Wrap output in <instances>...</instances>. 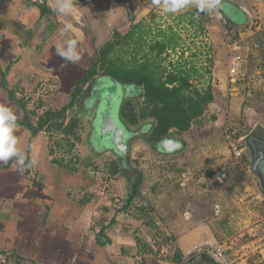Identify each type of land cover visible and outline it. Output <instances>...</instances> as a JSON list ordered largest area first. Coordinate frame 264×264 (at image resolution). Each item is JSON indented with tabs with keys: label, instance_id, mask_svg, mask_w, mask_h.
Wrapping results in <instances>:
<instances>
[{
	"label": "crops",
	"instance_id": "crops-1",
	"mask_svg": "<svg viewBox=\"0 0 264 264\" xmlns=\"http://www.w3.org/2000/svg\"><path fill=\"white\" fill-rule=\"evenodd\" d=\"M63 2L69 3L71 10L59 12L58 0H0V105L12 109L17 117L13 135L18 150L17 156L0 160V252L15 250L34 264H215L212 254L221 264H264V215L249 229L255 234L249 244L241 243L239 235L235 237L230 221L199 216L202 213L200 206L190 207L191 210L187 209L183 214H176V210L171 213L172 209L167 208V202L172 201L168 193L165 202L158 205L160 216H156L153 204H136V201L129 204L126 200L111 199L109 196L114 193L112 187H108L109 182L102 188L100 179H96V185V174L90 168L70 166L64 158H51L50 142L44 129L33 135L24 125L30 113L38 117L47 110H55L46 107L41 112L38 109L29 111L22 95L37 85L55 89L58 86V100L70 102L72 92L91 68L95 51L112 40L114 33L124 35L133 25H140L145 32L144 39H147L150 34L140 21L165 5V0H129L131 12L127 13L119 0ZM243 2L215 0L217 15L209 18L210 42L215 53L213 59H209L211 72L208 77L203 74L201 78H195L194 82L201 83L203 88L200 90L207 85L212 87L214 99L207 109L213 110L214 121L223 125V131L225 126L231 125L240 134L245 133V155L248 138L261 140L264 134V121H258L264 113L252 105L254 96L250 97V92L256 88H264V72L260 75L256 70L262 65L260 60L255 59V74L247 73L252 58L264 60L262 49L251 50L247 45L255 33L264 30V25L254 29L251 23L247 27L252 12ZM249 2L264 3L263 0ZM41 4L47 9L44 13L38 8ZM225 8L233 16L227 14ZM209 12L212 16V8ZM202 14L207 15L205 9L200 11V20ZM223 17L227 31L221 26ZM263 17L261 10L258 18ZM127 21L131 25L125 31ZM225 32L234 33V38L245 47L243 53L247 57V76L236 85L238 91L229 95L226 91L229 85L227 49L222 39ZM218 33L220 38L217 40ZM122 52L117 46L116 54L111 58L126 55ZM124 57L129 59V56ZM102 73L98 71L94 77H100ZM47 94L42 97L49 98ZM206 113L201 118H205ZM32 123L35 127L36 121ZM247 127L248 131L245 130ZM170 132L179 135L175 130ZM184 146L181 142V147ZM133 149L134 159L137 162L140 158L139 164L143 165V149L138 144ZM56 160L58 164L53 162ZM186 171L183 175L186 178L180 185L193 183L195 197L190 202L195 204L200 201L198 196L204 193L198 191L197 183L189 177L191 170ZM257 183L261 189L257 198L264 201V190L258 179ZM118 186L122 197L121 190L124 189L120 184ZM178 194L181 195V191ZM140 195L142 201L148 196H164L154 189L146 195L140 191ZM214 208L218 214L217 206Z\"/></svg>",
	"mask_w": 264,
	"mask_h": 264
},
{
	"label": "rangeland",
	"instance_id": "rangeland-1",
	"mask_svg": "<svg viewBox=\"0 0 264 264\" xmlns=\"http://www.w3.org/2000/svg\"><path fill=\"white\" fill-rule=\"evenodd\" d=\"M243 3L247 4V8L252 12V18L247 24V27L251 23H255V21H259L256 24L257 26H263L264 17L261 19L258 17L261 10L264 12V3L261 2V5L252 4L249 0H244ZM201 4L205 5L208 10L212 8V16L208 11L207 19L205 15V18L200 20L198 9ZM214 5L215 0H192L184 3V6L176 12L166 11L165 7L153 10L151 14L140 21L144 30L149 32L151 38L156 36L160 31H166L168 33L171 30L176 33L179 45L175 51H171L166 57L163 56L164 60H162V63L165 67L171 70L173 66L176 67L179 63H190L191 61L194 65L198 66V69L199 66H202L211 72L212 65H209L208 60H212L215 53H213V47L210 42L209 33L211 24L209 22L211 21H209V18L217 15L216 11L218 10L215 9ZM220 21L224 29L226 25L225 18H221ZM124 25L126 31L130 28L131 23L127 21ZM198 27H201V29ZM224 30L227 31L226 29ZM229 35L234 37L233 32L229 33ZM216 37L218 40L220 38V33L216 34ZM222 39L225 44L224 34H222ZM262 50L264 51V48ZM191 55L194 56L191 57ZM255 59L260 60L261 66L264 67V60L262 61L259 57L252 58L251 62L247 65L248 75L250 73V75H252V73L253 75L255 74V66L257 65ZM208 75V73H204V76L208 77ZM206 81L207 78H205L204 86L206 85ZM193 85L198 89L203 88L201 87V83L196 84L194 79ZM43 88V85H37L33 89L31 88V91L26 92L25 95H22L23 93L21 94V99L27 103V107L30 109L29 111H37L36 109H38V111L41 112L44 111L46 107H48L47 109L57 110L58 108L61 109L60 106L64 103L69 102L68 99L65 101L58 100V86H56V89L50 86L44 88L45 90ZM44 93H49L47 94L49 98L44 99L42 97ZM250 95V97L254 96V103H252V105L260 108L261 113H264V88H256L250 92ZM71 112L72 110H68L67 116H70ZM262 115L264 116V114ZM32 117L34 121H37L36 115H32ZM258 121H264V117ZM240 126H242V124ZM87 130L88 127L86 124H83V128L81 129L82 134L80 133L83 143H88V137L86 136ZM245 130L248 131V127L245 128ZM58 136V134L53 133L51 136L52 138H50L48 134L47 137L50 142L49 150L53 147V143L58 140ZM178 138L185 146L180 153L167 156H160L156 152L147 150L150 148H147L145 145L138 144L143 149L142 153L145 157V163L143 165L139 164L140 158L134 163L135 169L142 171L144 174V181L140 187V191L146 195V193L152 189H154L155 192L160 190L164 196H155L154 198L148 196L146 201H144V199L142 201L140 195L134 200L136 204L140 202L153 204L154 207L152 206V209H154L155 212V214H153L160 216V212H157L160 209L158 205L163 204L165 194H171L170 197L172 201H170V204L167 202V208L172 209L171 213L176 210V214H178L177 212L183 214L182 212H185V210H191L190 207L194 209L195 205L200 206L202 213L199 216H204V218L212 217L215 220L218 219V221H230L234 226L232 229L235 237L239 235L238 239L241 243L249 244V242L255 238V234L250 232L249 229L253 228L254 224L260 221L264 215V201L257 198L259 190L261 189L257 183V179L252 173L247 154H243L247 162L243 161V157L240 162L236 161L224 142L223 125L218 122H210L208 116L196 122L188 134L182 137L179 136ZM58 150L59 149H52L53 154L51 158H64L65 161L71 164L70 166H81L79 165L81 158L79 159L76 156L77 151H75V149L69 154H65L63 150L62 152ZM96 165L97 166L90 167L91 171L95 170L93 172L97 173L94 181L97 185V181L100 179V187H106L105 185L108 183L107 176H100L103 174L106 175V172L100 170L103 164L100 163ZM187 169L191 170L189 177L197 183L196 187L198 191H203L204 193V195L198 196L200 197V201H197L195 204L190 202L195 197L193 183L187 184L186 182V185H180L182 180L186 178L183 175L186 174ZM205 169H208L209 172H205ZM217 170L223 171L226 178L223 180L219 179L216 174ZM109 185L110 184H108V187H111V185ZM179 191H181L182 196L178 194ZM121 192L125 195V191L121 190ZM119 194L120 193L117 192L109 197L111 199L117 198L124 201L123 197ZM215 206H217L218 214L215 212ZM212 208L214 210H211ZM0 260H4L1 253ZM24 264L27 263L24 262Z\"/></svg>",
	"mask_w": 264,
	"mask_h": 264
},
{
	"label": "trees",
	"instance_id": "trees-1",
	"mask_svg": "<svg viewBox=\"0 0 264 264\" xmlns=\"http://www.w3.org/2000/svg\"><path fill=\"white\" fill-rule=\"evenodd\" d=\"M119 5L124 7L127 13L131 12L129 0H119ZM38 8L41 13L47 11L44 4L38 5ZM198 28L201 29V27ZM144 33L140 25H133L132 30L124 35L114 33L112 40L107 41L95 51L91 68L82 84L101 71L121 81L139 85L143 89L144 98L142 117H151L155 122L152 131L153 140H161L170 130H175L177 134L188 133L192 123L197 122L203 116L207 105L214 99L210 85L203 90L196 89L192 80L201 78L205 72H210L204 67L198 69L191 61L190 63H179L178 66H173V69H168L163 65L162 60H164L163 56L166 57L178 47L176 33L171 30L168 33L160 31L156 36L148 37V40L144 39ZM247 45L251 50L263 49L264 30L255 33ZM254 45H257V48H254ZM117 46L126 55L121 58L115 56L111 58L116 54ZM124 56H129V59L125 60ZM80 92V86L77 85L71 94L70 102L60 110L45 111L37 117L35 127L32 123V115L35 114L30 113L26 116L24 125L33 135L43 129L50 135V138L53 133L59 135V141L53 143L49 155L53 154L52 149H62L65 154L73 150L72 140L78 138L77 121L67 119L66 113L78 102ZM10 94L12 98V92ZM53 162L59 163L57 160ZM113 172L115 173V170L110 171L111 174ZM0 253L4 257L3 261L0 260V264H24V262L34 264L33 261L26 260L15 250Z\"/></svg>",
	"mask_w": 264,
	"mask_h": 264
},
{
	"label": "flooded vegetation",
	"instance_id": "flooded-vegetation-1",
	"mask_svg": "<svg viewBox=\"0 0 264 264\" xmlns=\"http://www.w3.org/2000/svg\"><path fill=\"white\" fill-rule=\"evenodd\" d=\"M189 1L192 0H185L184 3ZM205 8L203 7V9ZM201 9V7L198 9L199 14ZM225 12L233 16L231 12L226 11V8ZM201 16L205 18V14ZM79 85L82 89L79 95L80 99L69 109L72 112L68 118L76 119L77 121L78 138L72 140L74 142L73 150L75 149L77 151L76 156L79 159L81 158L80 165L82 167L86 166L90 168L102 163L103 165L100 170L106 172V175L100 176H107L106 178H108L114 194L119 192L118 184H120L125 191V195L122 194L123 199L131 204L140 196V187L144 181L143 172L138 171L134 167L136 160L134 159L133 146L135 144H143L147 148H150L149 150L156 153L178 154L183 147L180 146L178 148L174 145H165L160 147L158 151L152 144L162 139H168V135L171 139L176 140L179 136H184V134L176 135L170 132L159 141L152 139L155 122L151 117H142L144 98L143 89L139 85L121 81L105 73H102L100 77H93L88 82L80 83ZM205 111H207L206 116H208L210 122H213L216 118L213 110L206 107ZM119 113L124 126L117 121ZM98 114H101L100 117L103 118L104 125L101 136L99 138L96 136L95 139L93 133L97 130L98 126L96 124L95 128V123H100ZM111 115L114 121L116 119L113 122L114 124L110 123ZM83 124H86L88 127L86 131L88 143H83L80 136ZM261 138V140H257L255 137L248 138V145L245 149L252 173L256 175L259 182L260 173L264 175V134ZM254 169H256V173ZM111 170H115V173L111 174ZM94 173L97 174L96 172Z\"/></svg>",
	"mask_w": 264,
	"mask_h": 264
},
{
	"label": "built area",
	"instance_id": "built-area-1",
	"mask_svg": "<svg viewBox=\"0 0 264 264\" xmlns=\"http://www.w3.org/2000/svg\"><path fill=\"white\" fill-rule=\"evenodd\" d=\"M252 27L255 29L258 26L256 23L252 24ZM225 46L227 49V68H228V87L227 94H233L238 91L236 85L238 82L246 78L247 73L245 69L246 56L244 55V46L236 38L231 37L227 32H225ZM254 48H257V45H254ZM258 74L264 72V67L259 65L257 67ZM233 85V88L229 86ZM224 142L230 151L232 157L240 162L244 153V139L245 134H240L235 128L231 125H227L223 131ZM205 172H209L208 169H205Z\"/></svg>",
	"mask_w": 264,
	"mask_h": 264
},
{
	"label": "clouds",
	"instance_id": "clouds-1",
	"mask_svg": "<svg viewBox=\"0 0 264 264\" xmlns=\"http://www.w3.org/2000/svg\"><path fill=\"white\" fill-rule=\"evenodd\" d=\"M184 6V0H165V10L170 12H176L178 9ZM202 9L205 5H199ZM71 10L69 3L58 0V11L65 12ZM68 28L71 25L67 26ZM63 54V53H61ZM17 117L13 110L0 105V160H7L10 157L17 156L18 150L15 147L17 144L16 137L13 135L14 130L17 127Z\"/></svg>",
	"mask_w": 264,
	"mask_h": 264
},
{
	"label": "water",
	"instance_id": "water-1",
	"mask_svg": "<svg viewBox=\"0 0 264 264\" xmlns=\"http://www.w3.org/2000/svg\"><path fill=\"white\" fill-rule=\"evenodd\" d=\"M205 8V7H204ZM205 12L206 13H208V8L206 7L205 8ZM100 115L101 114H98V118H99V122L100 123H95V128H96V126H97V130L96 131H94V133H93V137L96 139V136L99 138L100 136H101V132L103 131V125H104V122H103V118L102 117H100ZM110 123H112V124H114L113 122H115L116 121V119H115V121H114V119H113V117H112V115H111V117H110ZM117 121H119V123L122 125V126H124V122H123V120H122V118H121V115H120V113H119V117H117ZM97 124V125H96ZM165 145H174V146H176V147H180L181 146V140L179 139V138H177L176 140H173V139H171L170 137H168V139H162L161 141H159V142H153V144H152V146L154 147V148H157L158 147V149L160 148V147H162V146H165ZM122 146H123V144H122ZM255 170L256 169H254V172H255ZM263 171H264V165H263ZM256 173V172H255ZM259 174V173H258ZM218 175H219V179H224L225 178V173L223 172V171H220L219 173H218ZM264 175H262L261 173H260V184L262 185V187H263V189H264ZM212 254V253H211ZM213 255V261H214V263L215 264H221V262H220V260H219V258L218 257H216V255L215 254H212Z\"/></svg>",
	"mask_w": 264,
	"mask_h": 264
}]
</instances>
